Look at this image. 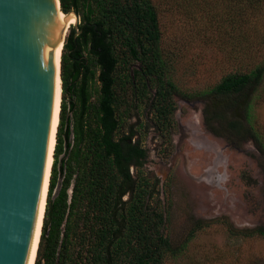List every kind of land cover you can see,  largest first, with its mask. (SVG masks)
Returning a JSON list of instances; mask_svg holds the SVG:
<instances>
[{"label":"trees","instance_id":"16d2710c","mask_svg":"<svg viewBox=\"0 0 264 264\" xmlns=\"http://www.w3.org/2000/svg\"><path fill=\"white\" fill-rule=\"evenodd\" d=\"M183 1L208 16L212 4L223 7L210 16L226 28L228 53L238 64L192 92L176 81L153 0H60L64 13L79 14L81 33L71 26L63 47L60 121L35 264H167L185 257L195 264L191 242L217 225L232 237L264 238V224L240 228L222 216L196 219L184 240L173 241L169 184L163 183L164 205L158 179L144 169L149 151L131 134V118L144 115L168 142L167 151L176 96L200 98L212 133L237 146L250 139L264 155L254 113L264 101V0ZM231 109L239 116L229 115Z\"/></svg>","mask_w":264,"mask_h":264},{"label":"rangeland","instance_id":"374dc122","mask_svg":"<svg viewBox=\"0 0 264 264\" xmlns=\"http://www.w3.org/2000/svg\"><path fill=\"white\" fill-rule=\"evenodd\" d=\"M153 1L163 31L162 46L173 59L181 88L202 90L237 68L228 53L231 42L226 28L210 16L213 11L224 13L221 5L212 4L208 16L197 5L186 6L183 0ZM176 101L173 144L167 151L168 142L144 115L130 120L133 139L140 137L149 151L144 169L158 179V196L164 205L163 183L169 184L168 230L172 240H184L199 218L226 216L240 228L264 224V155L250 139L238 147L212 133L204 123V100L176 96ZM254 113L257 127L264 131V101L254 106ZM229 115L237 117L239 113L231 109ZM142 122L147 124L142 127ZM215 126L220 125L216 122ZM131 170L134 173L135 167ZM128 198L129 193L124 195ZM189 254L195 264H264V238L232 237L225 226L217 225L198 233ZM167 264H187V259Z\"/></svg>","mask_w":264,"mask_h":264},{"label":"water","instance_id":"95a60500","mask_svg":"<svg viewBox=\"0 0 264 264\" xmlns=\"http://www.w3.org/2000/svg\"><path fill=\"white\" fill-rule=\"evenodd\" d=\"M65 14L60 0H0V264L36 263L62 103L61 48L71 26L81 33L79 14Z\"/></svg>","mask_w":264,"mask_h":264},{"label":"bare ground","instance_id":"6f19581e","mask_svg":"<svg viewBox=\"0 0 264 264\" xmlns=\"http://www.w3.org/2000/svg\"><path fill=\"white\" fill-rule=\"evenodd\" d=\"M63 15H66L63 11H62ZM74 22H71L70 24H72ZM64 44V43H63ZM63 46L62 45V48H61V56H62V50H63ZM61 102H62V98H61ZM60 111H61V106H60ZM59 121H60V113H59V119H58V125H59ZM58 127V126H57ZM55 146H56V139H55V145H54V151H55ZM53 162H54V152H53V158H52V165H51V170H52V166H53ZM50 176H51V172H50ZM50 181V179H49ZM48 191H49V185H48ZM48 194V192H47ZM47 200V198H46ZM47 204V202H46ZM46 204H45V209H46ZM44 216H45V210H44ZM44 216H43V221H44ZM42 227H43V222H42ZM41 231H42V228H41ZM40 237H41V233H40ZM40 237H39V241H38V246H39V243H40ZM38 246H37V252H36V258H35V262H36V259H37V254H38ZM35 264V263H34Z\"/></svg>","mask_w":264,"mask_h":264},{"label":"flooded vegetation","instance_id":"af4514ba","mask_svg":"<svg viewBox=\"0 0 264 264\" xmlns=\"http://www.w3.org/2000/svg\"><path fill=\"white\" fill-rule=\"evenodd\" d=\"M231 146V145H230ZM234 146V145H233ZM234 148V147H233ZM218 178H220V175H218Z\"/></svg>","mask_w":264,"mask_h":264}]
</instances>
